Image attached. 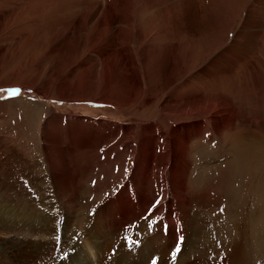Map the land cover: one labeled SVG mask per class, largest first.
<instances>
[{"label": "rangeland", "instance_id": "1", "mask_svg": "<svg viewBox=\"0 0 264 264\" xmlns=\"http://www.w3.org/2000/svg\"><path fill=\"white\" fill-rule=\"evenodd\" d=\"M147 2L0 0V186L17 183L9 200L24 190L30 208L43 195L57 199L55 181L74 183L70 173L81 172L86 194L80 220L129 181L147 131L160 124L167 134L174 126L195 139L187 192L210 200L199 206L200 227L207 233L204 253L228 252L243 229L259 244L264 1ZM200 97H206L205 114L188 118L178 112L200 106ZM220 101L226 105L216 109L219 116L226 114L222 123L210 111ZM78 119L90 146L55 170L51 157L67 145L57 139ZM163 147L176 149L169 141ZM157 173L158 168L156 198L165 196ZM7 189L0 187L1 194ZM35 214H40L36 208ZM248 251L251 264H264V248L252 243Z\"/></svg>", "mask_w": 264, "mask_h": 264}, {"label": "bare ground", "instance_id": "2", "mask_svg": "<svg viewBox=\"0 0 264 264\" xmlns=\"http://www.w3.org/2000/svg\"><path fill=\"white\" fill-rule=\"evenodd\" d=\"M206 73L210 75L209 70ZM205 99L200 97V106L190 104V108L177 111L188 118L205 114L202 106ZM225 107V103L215 102L210 111L219 116L217 110L223 111ZM225 115L219 116L218 123H222ZM69 124L74 128L62 141L57 139L58 144H67L66 151L61 147L60 155L51 157L55 170L60 165L65 166L70 155L90 146L88 139L80 134L84 121L78 119ZM177 129L173 126L167 134L160 124L149 129L140 143L129 181L114 197L107 201L104 198L105 201L80 220L77 215L85 206L83 196L86 194L82 183L85 175L81 172L70 173L68 179L73 176L75 179L70 181L74 183L55 181L53 191L57 199L47 200V195H43L34 199L35 205L30 208L29 201L23 198L24 190L9 200V190L12 188L14 192L17 183L1 185L9 189L3 194L0 191V248H6L0 255V263L4 264L2 259H6L13 264H251L254 258L247 256L248 250L252 243L255 249H263L264 235L257 244L245 229L239 239L235 237L236 242L228 252L204 253L205 245L201 244L207 233L200 227L199 206L207 207L210 200L203 195L192 197L187 192L192 164L189 147L195 139L192 135L183 137ZM159 131L164 133L159 134ZM216 133L222 135L219 129ZM159 139H163V143H159ZM166 141L171 149L176 147L175 151L168 152L163 147ZM157 147L163 152L157 153ZM157 168L161 173H157L156 183L161 184L165 193L159 198H156L157 185L154 184ZM50 206L55 215L49 213ZM35 208L40 214H35Z\"/></svg>", "mask_w": 264, "mask_h": 264}]
</instances>
